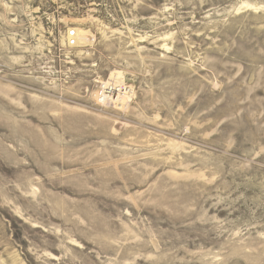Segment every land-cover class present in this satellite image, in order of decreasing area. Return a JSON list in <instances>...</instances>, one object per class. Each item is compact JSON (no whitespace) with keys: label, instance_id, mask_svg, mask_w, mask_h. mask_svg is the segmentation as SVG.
Here are the masks:
<instances>
[{"label":"rangeland","instance_id":"obj_1","mask_svg":"<svg viewBox=\"0 0 264 264\" xmlns=\"http://www.w3.org/2000/svg\"><path fill=\"white\" fill-rule=\"evenodd\" d=\"M0 264H264V0H0Z\"/></svg>","mask_w":264,"mask_h":264},{"label":"bare ground","instance_id":"obj_2","mask_svg":"<svg viewBox=\"0 0 264 264\" xmlns=\"http://www.w3.org/2000/svg\"><path fill=\"white\" fill-rule=\"evenodd\" d=\"M110 80H116V78H114V79H110ZM114 84H117V82H114V83H106V84H104L103 86H110L108 89L109 90H104V96L106 97V99H103V101H105V100H107V99H109L110 97H108V95H115V96H120L121 95V97H118L120 100H122V101H120L119 102V104H124L127 100V98L129 97V95H128V90L127 89H125L123 86H121V84H118L117 86H115ZM121 86V87H120ZM114 87H119V89H113ZM104 88V87H103ZM125 89V90H124ZM121 92V93H120ZM120 93V94H119ZM112 97H114V96H112ZM111 97V98H112ZM117 98V99H118ZM122 102V103H121Z\"/></svg>","mask_w":264,"mask_h":264},{"label":"built area","instance_id":"obj_3","mask_svg":"<svg viewBox=\"0 0 264 264\" xmlns=\"http://www.w3.org/2000/svg\"><path fill=\"white\" fill-rule=\"evenodd\" d=\"M75 32H71L70 34H69V41H71V43L73 42V45L75 44ZM101 95H102V97H105L104 96V89L102 88V92H101V94H100V97H101Z\"/></svg>","mask_w":264,"mask_h":264}]
</instances>
